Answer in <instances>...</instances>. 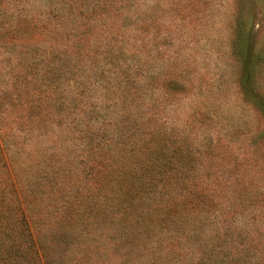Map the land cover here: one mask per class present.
<instances>
[{"label":"rangeland","instance_id":"rangeland-1","mask_svg":"<svg viewBox=\"0 0 264 264\" xmlns=\"http://www.w3.org/2000/svg\"><path fill=\"white\" fill-rule=\"evenodd\" d=\"M0 264H264V0H0Z\"/></svg>","mask_w":264,"mask_h":264}]
</instances>
